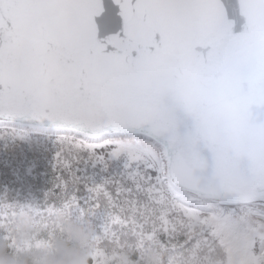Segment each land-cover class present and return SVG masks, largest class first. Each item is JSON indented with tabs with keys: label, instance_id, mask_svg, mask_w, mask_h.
I'll return each instance as SVG.
<instances>
[{
	"label": "snow or ice",
	"instance_id": "1",
	"mask_svg": "<svg viewBox=\"0 0 264 264\" xmlns=\"http://www.w3.org/2000/svg\"><path fill=\"white\" fill-rule=\"evenodd\" d=\"M17 117L60 148L43 204L0 198L14 249L21 208L103 209L90 264L149 245L164 264H264V0H0V118ZM84 153L122 170L83 176Z\"/></svg>",
	"mask_w": 264,
	"mask_h": 264
},
{
	"label": "trees",
	"instance_id": "2",
	"mask_svg": "<svg viewBox=\"0 0 264 264\" xmlns=\"http://www.w3.org/2000/svg\"><path fill=\"white\" fill-rule=\"evenodd\" d=\"M60 148L56 129L24 126L17 123H0V198L19 204H43L59 175L56 166V153ZM80 174L93 177L97 181L105 176L117 175L123 167V158L109 161L107 170L102 165L94 164L83 154L79 163ZM80 195L86 196L83 185ZM25 219L29 220L36 230V238L29 246H39L42 242L51 243L56 237L66 239L70 244L75 241L65 231V223H76L84 226L91 233V246L94 227L99 229L106 220L103 209L87 220L79 218L78 210L69 212L60 210L52 217L38 218L27 208H21L13 217L8 227V234L15 241L16 248L7 236L0 234L10 245V251L18 253L22 246L18 243L15 227ZM87 247V246H86ZM137 255L139 258H137ZM165 252L155 245L146 246L136 254L130 250L117 251L114 254L115 264H164ZM217 258V262H218Z\"/></svg>",
	"mask_w": 264,
	"mask_h": 264
},
{
	"label": "clouds",
	"instance_id": "3",
	"mask_svg": "<svg viewBox=\"0 0 264 264\" xmlns=\"http://www.w3.org/2000/svg\"><path fill=\"white\" fill-rule=\"evenodd\" d=\"M64 223L65 231L75 241L74 244L56 237L51 243L29 246L36 238V230L27 219L18 223L15 234L22 249L18 253L11 252L9 242L0 238V264H90L91 233L74 222Z\"/></svg>",
	"mask_w": 264,
	"mask_h": 264
},
{
	"label": "water",
	"instance_id": "4",
	"mask_svg": "<svg viewBox=\"0 0 264 264\" xmlns=\"http://www.w3.org/2000/svg\"><path fill=\"white\" fill-rule=\"evenodd\" d=\"M0 122H15L21 125H28V126H35V127H44V128H55L52 123L48 120H33V119H26L23 117H17L15 119H5L0 118Z\"/></svg>",
	"mask_w": 264,
	"mask_h": 264
}]
</instances>
